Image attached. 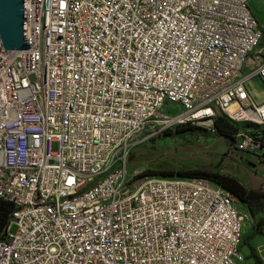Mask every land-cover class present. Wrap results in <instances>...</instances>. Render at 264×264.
<instances>
[{
  "label": "built area",
  "instance_id": "built-area-1",
  "mask_svg": "<svg viewBox=\"0 0 264 264\" xmlns=\"http://www.w3.org/2000/svg\"><path fill=\"white\" fill-rule=\"evenodd\" d=\"M261 38L248 0H25L28 48L0 43V264H245L231 194L126 160L217 115L264 158Z\"/></svg>",
  "mask_w": 264,
  "mask_h": 264
},
{
  "label": "rangeland",
  "instance_id": "rangeland-1",
  "mask_svg": "<svg viewBox=\"0 0 264 264\" xmlns=\"http://www.w3.org/2000/svg\"><path fill=\"white\" fill-rule=\"evenodd\" d=\"M248 5L261 29L262 38L259 47L264 46V0H249ZM252 80L260 84L257 77ZM187 125H173L165 129L161 134L135 145L128 154L126 170L139 171L140 175L165 176L158 171L193 168L197 166H219L222 163L224 148L220 139L209 136L213 131L199 129ZM190 127V126H189ZM205 140L207 143H205ZM54 149L55 143H51ZM223 153V154H222ZM243 158H258L250 152H242ZM173 175H176L174 173ZM233 204L238 214L242 217V235L251 238L248 244L252 247L256 261L249 256L246 245H241V251L245 255V264H264L261 260L264 254V228L258 230L256 223L264 217V199L260 197L251 198L248 203L240 201L233 196ZM14 231V227L10 228Z\"/></svg>",
  "mask_w": 264,
  "mask_h": 264
},
{
  "label": "trees",
  "instance_id": "trees-1",
  "mask_svg": "<svg viewBox=\"0 0 264 264\" xmlns=\"http://www.w3.org/2000/svg\"><path fill=\"white\" fill-rule=\"evenodd\" d=\"M248 124L246 122H236L233 120L228 119L224 115H217L213 119V127L212 131L217 136H221L225 139H230V144L235 142L234 134L239 128H244ZM181 127L180 129L184 128H193L192 126L189 127ZM160 174L165 176H174L173 174L176 173L177 176L181 177H204L210 179L214 183L221 186L224 190H226L232 196L238 198L240 201L248 203L251 198L260 197L264 199V194L259 193L256 190L247 189L243 186V184L233 176L219 173L217 170H213L212 168H208L206 166H197L193 168L187 169H179L176 171L172 170H161L158 171ZM11 210V204L5 200L0 199V236L4 232V227L8 221L9 213ZM264 227V217L259 219L256 223V228L258 230ZM243 233V232H242ZM251 237L248 235H241V242L240 247L242 244L246 245L249 251V256L253 257L256 261L257 258L253 253L252 247L248 244V240ZM245 256V255H244Z\"/></svg>",
  "mask_w": 264,
  "mask_h": 264
},
{
  "label": "crops",
  "instance_id": "crops-1",
  "mask_svg": "<svg viewBox=\"0 0 264 264\" xmlns=\"http://www.w3.org/2000/svg\"><path fill=\"white\" fill-rule=\"evenodd\" d=\"M254 86L257 89L258 84L256 81L254 82ZM240 129L242 128H239L238 130ZM209 136L220 139L224 148L223 153L225 156L219 166H208V168L217 170L219 173L233 176L238 179L245 188L256 190L257 192L264 194V158H243V153L234 149V143L230 144V139L217 136L214 132L209 134ZM205 143H207L206 140Z\"/></svg>",
  "mask_w": 264,
  "mask_h": 264
},
{
  "label": "water",
  "instance_id": "water-1",
  "mask_svg": "<svg viewBox=\"0 0 264 264\" xmlns=\"http://www.w3.org/2000/svg\"><path fill=\"white\" fill-rule=\"evenodd\" d=\"M0 43L5 50H26L25 0H0Z\"/></svg>",
  "mask_w": 264,
  "mask_h": 264
}]
</instances>
